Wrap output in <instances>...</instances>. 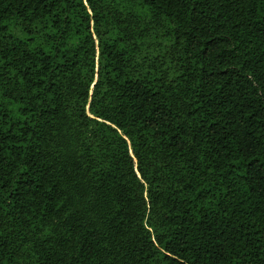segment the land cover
Wrapping results in <instances>:
<instances>
[{
    "label": "trees",
    "instance_id": "1",
    "mask_svg": "<svg viewBox=\"0 0 264 264\" xmlns=\"http://www.w3.org/2000/svg\"><path fill=\"white\" fill-rule=\"evenodd\" d=\"M0 264H264V0H0Z\"/></svg>",
    "mask_w": 264,
    "mask_h": 264
}]
</instances>
